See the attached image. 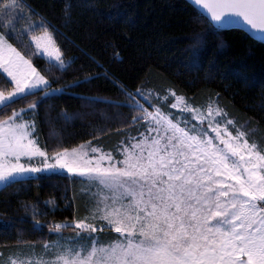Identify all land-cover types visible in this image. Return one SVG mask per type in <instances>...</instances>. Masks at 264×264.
Wrapping results in <instances>:
<instances>
[{
	"label": "snow or ice",
	"instance_id": "snow-or-ice-1",
	"mask_svg": "<svg viewBox=\"0 0 264 264\" xmlns=\"http://www.w3.org/2000/svg\"><path fill=\"white\" fill-rule=\"evenodd\" d=\"M194 3L206 10L210 22L200 20L209 29L242 20L264 34V0ZM53 32L51 21L24 0H0V69L10 78L9 86L0 87V111L27 102V108L0 118V184L62 170L97 191L90 194L87 215L48 226L49 232L71 230L75 237L60 236L44 243V255L9 257L6 264H264V144L252 140L251 130L218 101L196 106L175 91L171 102L144 88L121 89L135 113L132 123L144 127L139 139L121 148L122 158L91 142L51 153L39 146L35 122L25 116L61 89L10 39L30 38L50 67L64 69L68 65ZM205 40V33H196L193 49ZM35 96L39 102L29 100ZM165 104L190 113L198 124L177 121L163 110ZM105 230L118 235L102 242L95 234Z\"/></svg>",
	"mask_w": 264,
	"mask_h": 264
},
{
	"label": "trees",
	"instance_id": "trees-1",
	"mask_svg": "<svg viewBox=\"0 0 264 264\" xmlns=\"http://www.w3.org/2000/svg\"><path fill=\"white\" fill-rule=\"evenodd\" d=\"M24 3L51 21L53 38L68 65L50 67L35 54L28 37L10 39L61 89L25 116L35 122L34 137L42 149L51 153L91 142L119 157V149L144 131L142 124L132 123L135 113L121 91L135 93L138 88L152 91L154 97L167 95L171 102V91L196 106L218 101L239 126L251 130L252 140L264 144V41L240 28L209 29L200 17L209 22L210 18L189 0ZM196 33H205L206 40L194 50ZM9 85L0 74V87ZM29 100L39 102L40 97ZM22 108H27L26 101L17 102L6 113L0 111V118ZM163 110L178 116L170 104ZM93 190L85 179L59 173L19 179L2 187L0 264H6L9 257L44 255V243L51 244L60 236L75 237L71 230L49 232L48 226L87 215ZM95 235L108 242L118 234L105 230Z\"/></svg>",
	"mask_w": 264,
	"mask_h": 264
},
{
	"label": "rangeland",
	"instance_id": "rangeland-1",
	"mask_svg": "<svg viewBox=\"0 0 264 264\" xmlns=\"http://www.w3.org/2000/svg\"><path fill=\"white\" fill-rule=\"evenodd\" d=\"M29 41H30V38H29ZM32 47H33V50H34V52H35V54L38 56V57H41V58H44L47 62H49L50 63V60H49V58L45 55V54H43L41 51H39V50H36L35 49V46L34 45H32ZM63 58V57H62ZM65 61V60H64ZM65 64L67 65V62L65 61ZM34 66V65H33ZM0 74L10 83V78L7 76V74L6 73H4L3 72V70L2 69H0ZM57 93H59V92H57ZM56 94V93H55ZM175 102V101H174ZM149 110H151V109H149ZM177 112H178V116H177V118H175L177 121H183V120H187L189 123H188V126L189 127H191L193 124H198V122L197 121H195V120H192L191 119V114L190 113H188V112H181L179 109H175ZM174 117V116H173ZM30 122V121H29ZM183 126V125H182ZM207 126V122L205 121V124H204V127H206ZM244 126V125H243ZM245 127V126H244ZM246 128V127H245ZM34 135V134H33ZM213 135H215L214 133H213ZM35 138V137H34ZM140 138V137H139ZM139 138H137V139H139ZM135 142V140H132L131 141V143H134ZM83 145H85V146H87L88 145V143L87 144H83ZM93 147H97V146H94L93 144H91ZM126 146H129V144L128 145H123L122 147H126ZM121 147V148H122ZM97 148H99V147H97ZM121 148L119 149V157H117V156H114L113 154V156H114V158H122V157H120V151H121ZM99 149H101V148H99ZM102 150V149H101ZM103 151V150H102ZM103 152H106V151H103ZM110 153V152H109ZM39 159L40 158H35L34 160H33V163L34 164H36V163H38L39 162ZM107 163V162H106ZM53 173H59V174H66V175H69V176H78V175H73V174H69V173H67L66 171H57V172H43V173H38V174H35V175H32V176H27V177H21V178H18V179H27V178H32V177H35V176H37V175H40V174H53ZM78 177H80V176H78ZM82 178V177H81ZM84 179V178H83ZM5 186V184H0V189L2 188V187H4ZM93 187V191L94 192H96L97 191V189L94 187V186H92Z\"/></svg>",
	"mask_w": 264,
	"mask_h": 264
},
{
	"label": "water",
	"instance_id": "water-1",
	"mask_svg": "<svg viewBox=\"0 0 264 264\" xmlns=\"http://www.w3.org/2000/svg\"><path fill=\"white\" fill-rule=\"evenodd\" d=\"M191 3H194V0H189ZM195 4V3H194ZM196 5V4H195ZM197 6V5H196ZM199 9H201L199 6H197ZM201 11L203 12V13H205L206 15H207V13H206V10H204V9H201ZM210 18V17H209ZM234 19H236V18H234ZM240 28V29H242L243 31H246L250 36H252V37H254L255 39H257V40H259V41H264V34H262V33H259V32H257V31H255V30H253V29H251L250 28V26H248V25H246L242 20H236V22L235 23H232V24H230V25H227V26H224V27H222V28Z\"/></svg>",
	"mask_w": 264,
	"mask_h": 264
}]
</instances>
